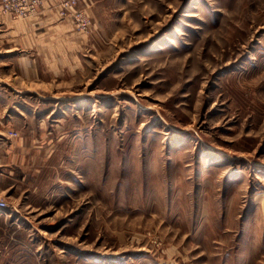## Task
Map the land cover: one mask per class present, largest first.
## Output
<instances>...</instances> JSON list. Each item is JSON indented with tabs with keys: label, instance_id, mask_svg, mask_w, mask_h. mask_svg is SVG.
<instances>
[{
	"label": "rangeland",
	"instance_id": "obj_1",
	"mask_svg": "<svg viewBox=\"0 0 264 264\" xmlns=\"http://www.w3.org/2000/svg\"><path fill=\"white\" fill-rule=\"evenodd\" d=\"M45 12L71 34L6 100L0 264H264V0L11 16Z\"/></svg>",
	"mask_w": 264,
	"mask_h": 264
},
{
	"label": "crops",
	"instance_id": "obj_2",
	"mask_svg": "<svg viewBox=\"0 0 264 264\" xmlns=\"http://www.w3.org/2000/svg\"><path fill=\"white\" fill-rule=\"evenodd\" d=\"M70 31L69 22L49 12L28 18L0 15V147L7 131L13 130L9 119L2 116L11 106L6 100L28 91L37 97L44 95L41 92L50 88L52 79H58L55 66L65 64L59 59L60 54L65 57Z\"/></svg>",
	"mask_w": 264,
	"mask_h": 264
},
{
	"label": "built area",
	"instance_id": "obj_3",
	"mask_svg": "<svg viewBox=\"0 0 264 264\" xmlns=\"http://www.w3.org/2000/svg\"><path fill=\"white\" fill-rule=\"evenodd\" d=\"M43 2V0H0V9L3 13L16 16H27ZM57 12L60 16L65 15V10L73 9L76 0H55ZM78 25L87 27L88 21L83 15H77ZM10 135H14L16 131L9 130ZM7 207V201L0 196V212Z\"/></svg>",
	"mask_w": 264,
	"mask_h": 264
}]
</instances>
